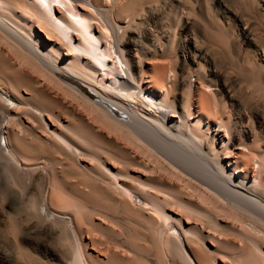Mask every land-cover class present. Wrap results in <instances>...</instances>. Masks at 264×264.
I'll return each instance as SVG.
<instances>
[{
	"label": "bare ground",
	"instance_id": "6f19581e",
	"mask_svg": "<svg viewBox=\"0 0 264 264\" xmlns=\"http://www.w3.org/2000/svg\"><path fill=\"white\" fill-rule=\"evenodd\" d=\"M232 2L0 0V264H264V0Z\"/></svg>",
	"mask_w": 264,
	"mask_h": 264
},
{
	"label": "rangeland",
	"instance_id": "374dc122",
	"mask_svg": "<svg viewBox=\"0 0 264 264\" xmlns=\"http://www.w3.org/2000/svg\"><path fill=\"white\" fill-rule=\"evenodd\" d=\"M225 2L228 3V6H229L231 9L236 10V9H235V6H234V3L232 2V0H228V1L225 0ZM230 2H232V3H230ZM229 4H230L231 6H230ZM232 4H233V5H232ZM233 6H234V7H233ZM232 7H233V8H232ZM149 22H150V23L145 22V23H144V26H145L146 28H149V27H150L149 29L152 30V29L154 28V23H153V25H152V21H149ZM147 24L150 25V26H147ZM153 30H154V29H153Z\"/></svg>",
	"mask_w": 264,
	"mask_h": 264
}]
</instances>
